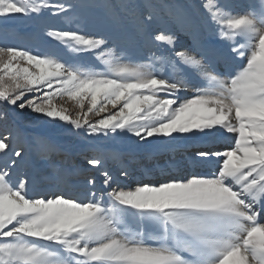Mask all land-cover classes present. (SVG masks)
I'll use <instances>...</instances> for the list:
<instances>
[{"label": "snow or ice", "instance_id": "6c2138e0", "mask_svg": "<svg viewBox=\"0 0 264 264\" xmlns=\"http://www.w3.org/2000/svg\"><path fill=\"white\" fill-rule=\"evenodd\" d=\"M201 8L227 48L214 51L213 59L207 50L177 49L172 33L151 32V13L141 14L137 30L168 50L152 53L147 64L126 62L103 36L70 31L47 35L75 53L100 50L103 72L62 62L55 53L0 47V102L28 107L89 136L123 132L151 143L178 135L237 134L228 150L195 153L202 161L218 158L212 174L135 190L108 191L113 176L105 164L117 153L87 158L86 164L101 172L104 188L95 190L96 179L86 176L85 199L63 192L30 194V181L14 183L5 164L0 167V264H264V0L243 12L221 0H203ZM46 9L67 16L73 5L0 0V17L40 15ZM190 85L196 95L181 100L179 93ZM34 92L40 95L28 99ZM63 96L81 109L88 101L87 111L73 119L54 103ZM108 105L118 111L89 121L90 113L99 115ZM0 154L23 158L10 134L0 136Z\"/></svg>", "mask_w": 264, "mask_h": 264}, {"label": "rangeland", "instance_id": "374dc122", "mask_svg": "<svg viewBox=\"0 0 264 264\" xmlns=\"http://www.w3.org/2000/svg\"><path fill=\"white\" fill-rule=\"evenodd\" d=\"M52 2L73 5L69 15H53L44 10L40 15L10 14L0 17V47H18L30 49L41 54L55 53L62 61L93 66L95 71L103 72L104 65L97 57L100 50L75 53L61 41L48 37L49 31L77 32L89 37H105L109 45L118 50V54L133 64L148 63L152 53H166L168 46L160 42H149L139 32L136 21L141 14L151 13L154 17L150 31L157 29L172 33L176 38L177 49L207 50L210 59L214 51H227L217 41L215 29L209 26L206 14L201 8L203 0H52ZM231 5L236 12H243L250 4H259V0H221ZM3 59H7L4 57ZM21 66H27L21 61ZM246 63V61H245ZM224 71V65H218ZM238 65H233V68ZM35 71V69H31ZM158 70V69H157ZM2 75V73H0ZM191 91V94H186ZM197 88L188 86L179 93L181 100L191 99ZM40 93L28 94V99ZM160 96L165 94L160 93ZM54 103L62 107L76 119L87 111L67 96L58 97ZM107 106L105 112L96 115L90 113L88 119L95 122L106 115L118 111ZM17 150H22L23 158L0 154V167H11L13 182L21 178L30 181V194H52L63 192L66 195L85 199L88 187L85 177L95 178V190L104 188L101 172L86 164V159L103 153H117L115 159H108L105 168L113 176V188L135 190L143 184H159L167 180L185 178L192 175L208 176L218 168V158L199 160L195 153L205 150L206 140L226 138L228 143L214 145L212 150L225 151L234 147L236 133H217L213 137L177 136L173 141L142 143L131 134L119 135L86 134L84 129L35 113L30 108L20 109L0 102V136L9 135ZM165 144L172 145L165 148ZM223 144V145H222ZM12 160L16 161L12 165ZM87 172L82 174V170ZM189 168V170H184ZM121 169L127 175H121ZM181 170H184L183 172ZM264 222V218H261Z\"/></svg>", "mask_w": 264, "mask_h": 264}, {"label": "bare ground", "instance_id": "6f19581e", "mask_svg": "<svg viewBox=\"0 0 264 264\" xmlns=\"http://www.w3.org/2000/svg\"><path fill=\"white\" fill-rule=\"evenodd\" d=\"M186 94H191V91H188L187 93H185L184 96H185ZM221 143H223V144H224V143H228V142H227V139H226V138H222V139L217 140V141L209 139V140H206V141L203 142V144H204L203 147H204L205 150H209V149L212 150L214 145H217V144L220 145ZM223 144H222V145H223ZM217 146H218V145H217ZM195 157H196V156H195ZM184 170H189V168L184 169ZM184 170H181V171L183 172Z\"/></svg>", "mask_w": 264, "mask_h": 264}]
</instances>
